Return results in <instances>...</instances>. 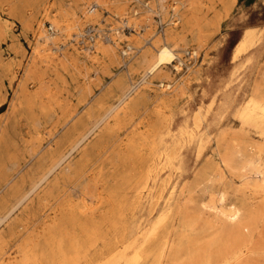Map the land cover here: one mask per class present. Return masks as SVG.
I'll use <instances>...</instances> for the list:
<instances>
[{"label":"bare ground","instance_id":"bare-ground-1","mask_svg":"<svg viewBox=\"0 0 264 264\" xmlns=\"http://www.w3.org/2000/svg\"><path fill=\"white\" fill-rule=\"evenodd\" d=\"M26 1L32 6L20 19L24 28L34 22L36 41L22 70L19 103L30 130L19 148L0 120V264H264V59L239 103L222 98L207 121L213 94L208 105L192 113L191 126L185 120L175 130L169 126L188 80L200 71L189 70L190 61L182 54L197 57L196 48L206 45L210 28L218 29L235 0H137L146 11L160 15L158 35L144 43L126 42L119 55V25H114L108 29L112 43L95 38L84 47L92 71L110 78L105 93L114 97L111 103L99 97L86 111L71 107L44 86L47 69L57 80L60 70L81 73L77 49L70 39L59 38L62 31L78 36L88 23L99 36L102 27L96 24L102 21V11L126 25L140 26L143 20L149 25L151 16L138 18L136 8L125 10L127 0H69L68 6L61 0ZM216 1L223 3L222 11L209 18L207 11ZM9 9L13 11V5ZM42 18L48 19L54 34L45 32ZM8 28L0 14V33ZM188 35L197 46L183 47ZM258 35L254 28L247 29L233 57ZM117 64L125 73L112 72ZM183 65L189 70L184 76ZM89 69L85 66L83 73ZM126 74L139 78L128 79ZM28 79L38 83L36 93L25 89ZM148 89L154 90L153 96ZM90 92L89 83L83 84L79 101L88 103ZM39 94L46 101L37 102ZM150 99L155 102L151 116L132 124L134 112L149 110ZM226 112L237 125L221 122ZM193 143L197 159L209 143L211 154L192 169L177 193L173 184L163 195L161 171L181 168L190 159ZM32 161L34 166L24 171ZM89 165L92 171L86 173ZM67 182L78 186L83 203L66 197L49 206L51 214L41 230L28 229L26 221L40 217L32 210L35 202L50 200ZM161 198L163 207L149 226L128 237L127 221L138 206L146 203L153 214ZM20 232L22 239L8 251L9 240Z\"/></svg>","mask_w":264,"mask_h":264},{"label":"rangeland","instance_id":"rangeland-1","mask_svg":"<svg viewBox=\"0 0 264 264\" xmlns=\"http://www.w3.org/2000/svg\"><path fill=\"white\" fill-rule=\"evenodd\" d=\"M61 3L64 6H68L69 0H61ZM10 5H13V11H10L9 9ZM31 6V2L26 0H0V14L3 15V17H5L9 22V28L7 32L0 33V120L4 121V123H7L10 132H12V139L19 148L23 147L25 139L28 136L30 130L28 115L19 103L20 100H22V95L19 92L21 86L20 79L23 67L27 63L32 46L36 41V26L34 25V22L30 29L24 28L20 18L30 11ZM132 8L137 9L138 18H143L144 14H149L151 16V24L145 25L143 23L146 22L143 20V25L141 24L140 26L130 23H127L126 25V23L119 21L118 18L111 17L108 13L102 11V21L99 24H96V27H102V30L99 32V36L96 35L98 32L95 31V29L91 31L92 26L88 23L82 25V34L78 36L67 35L65 31H62L59 38H66V41L70 39V43H73V46L75 45V48L77 49L75 51L79 62L82 64L81 73H78L75 70H60L59 73L61 79L57 80L54 72L47 69L43 78L44 86L48 89L57 91V96L59 98L66 100L71 107L80 109L82 108V111H86L99 97H101L105 103H111L114 97L108 93H105L107 86L110 83V78L107 74L98 76L92 71V62L89 57L85 55L83 49L87 44H91L95 38H100L103 44L112 43V41L107 40V38H109L108 35L111 33V31H108L109 27L114 25H119V33L115 36L116 41H118V54L120 48L125 45L126 42L141 39V41L144 43L146 39L153 40L158 35L156 33L160 30V15L154 12L146 11V6L142 1L127 0L125 3V10L131 11ZM222 8L223 3L216 1L214 9L207 11V17H213L214 13L222 11ZM224 17L220 20L217 30H214L212 27L210 28L212 34L206 45L196 48L197 57L188 60L187 56H184V58L187 59V63L190 61L189 65L192 66L189 68V70L192 68H199L200 71L198 77L188 80L186 84V88L188 90H186V93L178 98L176 102V107L174 109L175 113L173 114L171 123L169 125L173 130L176 129L178 123L182 120H185L187 124L191 126L192 113L195 112L198 107L209 104L211 92L213 91L214 86L219 83V81L227 79V77L230 75V72L235 68L236 62L230 59V53L234 43L239 39L241 31L244 27L254 26L258 31V34H261L262 38L256 47H258L259 59H264V0H236L233 6L230 8L228 14ZM42 22L44 29H46L45 32L48 34H54V29L52 28L48 19L42 18ZM108 23L110 24L108 25ZM69 32L72 33L73 29L69 30ZM91 34L94 37L90 38ZM73 37L75 38L73 39ZM186 42L187 44L183 46L184 48L197 46L196 42L192 40L189 35L186 37ZM70 47V51L73 50L72 46ZM180 52L182 51L180 50ZM85 66L90 68L88 70L89 72L86 74H84ZM183 66L181 68L182 74L180 73L182 76L186 75L189 71L188 69L185 70V66ZM120 67V64H117L112 66L111 70L112 72L120 70V72L122 71L125 73V68L121 69ZM184 71L186 72L184 73ZM126 78L135 80L138 79L139 76L137 74H126ZM88 83L91 90L87 97V101L89 102L83 103L82 101H79V93L81 86ZM37 88L38 83L35 81L29 79L25 81V89L28 92L36 93ZM152 90L153 89H148V91L153 96L154 90ZM241 93V90H238L237 98H241ZM151 99L148 104L149 110L145 112V114L140 111L134 112L132 124H137V121H139L143 115L146 117H148L147 115L151 116L150 109L155 103H151ZM36 100L37 102H44L46 101V97L42 94H39ZM12 104H14L13 108ZM167 113L168 111L165 109L163 114L165 115ZM204 123L202 125L203 128L207 123L206 120ZM223 123H228L234 126L237 125V121L232 118L230 114L224 119ZM199 133L200 130L197 131V134ZM251 134L254 135L253 132H251ZM44 136H46V140L48 137L46 134H44ZM212 149L213 144L209 143L204 148L202 156L197 159L195 157L196 145L193 143L190 146V159L187 162H183L181 164V168H173L171 170L168 168L163 169L160 175V179L164 180L160 185L164 186L163 195L168 193V190L173 184L176 185L177 193L184 180L190 176L192 169L196 165H200L204 158L211 154ZM182 157L183 159L185 158V151L182 153ZM33 161L26 166L24 171H27V169H30L34 166ZM106 164L107 163H103V165ZM92 167L93 165L87 166L86 173H90L92 171ZM98 187L101 188L102 184L100 183ZM66 197L71 203H76L78 205L83 203L78 192V186L71 182L61 184L60 187L56 189L53 198L46 202H35L32 210L37 211L40 217L38 219L30 218L27 220V228L38 231L41 230L43 226V220L51 214V209H49V206L58 205ZM163 202V198L158 201L156 210L153 212V214L149 213L148 205L146 203L138 206L135 214L127 221L129 227L127 236H133L146 229L153 221L159 210H161L163 207ZM22 237L23 233L20 232L12 240H9L8 247L10 248H8V251H11V249L14 250V247L18 242H20Z\"/></svg>","mask_w":264,"mask_h":264},{"label":"crops","instance_id":"crops-1","mask_svg":"<svg viewBox=\"0 0 264 264\" xmlns=\"http://www.w3.org/2000/svg\"><path fill=\"white\" fill-rule=\"evenodd\" d=\"M250 28H254L256 30L254 26L244 27L241 31L239 39L234 43L231 49L230 59L236 62L235 68L230 72L227 79L219 81L211 92V96L215 94V101L206 116L207 121L211 120L215 115V111H217L220 104L219 102L222 98H226L227 101H233V103L236 104L239 103L244 98L242 96L247 94V91L250 89L251 84L262 67V60L258 57V47H256L262 38L260 33L253 44L249 45L238 56L233 57L236 45L244 38L245 31ZM238 90H241L242 92L240 99L237 98ZM227 116H229L228 112H226L221 122H224V119ZM211 127H213V125Z\"/></svg>","mask_w":264,"mask_h":264},{"label":"built area","instance_id":"built-area-1","mask_svg":"<svg viewBox=\"0 0 264 264\" xmlns=\"http://www.w3.org/2000/svg\"><path fill=\"white\" fill-rule=\"evenodd\" d=\"M92 37H93V35H90V38H92ZM189 55L190 54L187 51L184 53V56H187L188 59H194L196 57V56L195 57H193V56L192 57L191 56L189 57Z\"/></svg>","mask_w":264,"mask_h":264}]
</instances>
